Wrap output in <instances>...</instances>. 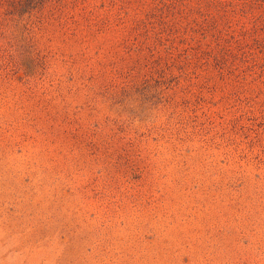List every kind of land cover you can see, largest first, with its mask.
Segmentation results:
<instances>
[{"label": "rangeland", "instance_id": "obj_1", "mask_svg": "<svg viewBox=\"0 0 264 264\" xmlns=\"http://www.w3.org/2000/svg\"><path fill=\"white\" fill-rule=\"evenodd\" d=\"M76 1L0 0V264H264V74L201 65L264 9Z\"/></svg>", "mask_w": 264, "mask_h": 264}, {"label": "trees", "instance_id": "obj_2", "mask_svg": "<svg viewBox=\"0 0 264 264\" xmlns=\"http://www.w3.org/2000/svg\"><path fill=\"white\" fill-rule=\"evenodd\" d=\"M73 2H77L76 0H70ZM251 1L253 3L254 7L253 9H264V0H247ZM61 5H58V7H62L65 9V3H62V0H10L9 6L12 10L17 11L18 13H25L30 12L31 10H43V9H52L50 5H53L54 3H59ZM221 2H219L220 4ZM237 3L230 2L228 4V8L226 9H238L235 5ZM247 5V4H246ZM64 6V7H63ZM56 7V6H55ZM211 7V6H208ZM243 7V6H241ZM163 9H195L190 5V0H186V3L183 2V0H176L175 2H163L162 5L158 8ZM67 9H69V6L67 5ZM171 11V12H172ZM236 11L233 12V17L235 16ZM133 21V20H132ZM153 22V21H152ZM191 27L193 26V20L190 21ZM153 24V23H151ZM156 24V23H155ZM256 25V24H255ZM65 26V24H63ZM164 28L167 30L160 29V33L163 32H169L170 35L168 37H175L176 35L173 33L176 31L175 29H172V27H167V25L163 24ZM67 27V26H66ZM149 25L142 21L141 19H135V21L132 23L130 27L125 29L126 37L122 40L124 43V46H126L127 50L130 51V55H132L134 52L138 55L137 61L140 62L141 58H145V49L150 48L151 42H149ZM80 29H78L79 31ZM83 30V27L81 28ZM80 30V31H81ZM193 30V29H192ZM225 33L221 36L215 37L218 39L215 42V50L208 55L206 53L204 55V59H202L203 62H201L203 66L209 65V59L212 60V63H217V70L219 73L224 71L220 64L224 67L226 70V73L231 74L233 70H237L240 74H242L244 71H250L252 74H254L255 68H259V74H264V26L257 27L255 26L254 29L250 30L248 35H252V42L248 43L245 42V40L241 39H234V42H238L234 46L231 45V43H228L227 40L230 37V34L226 35L227 29H225ZM178 32V31H176ZM199 34H202V38L206 36V33L209 32L207 27H204L200 31H198ZM163 35V34H162ZM180 35V34H178ZM248 37V36H247ZM246 36L242 37V39H245ZM241 40V41H240ZM244 42V44H242ZM246 47V49H245ZM136 54V55H137ZM228 60L232 62V66H234V69H228ZM133 70V69H132ZM131 70V71H132ZM134 72V71H133ZM137 74V73H136Z\"/></svg>", "mask_w": 264, "mask_h": 264}]
</instances>
